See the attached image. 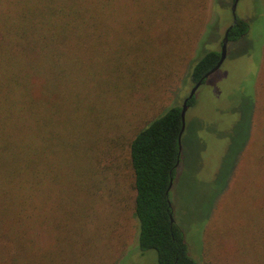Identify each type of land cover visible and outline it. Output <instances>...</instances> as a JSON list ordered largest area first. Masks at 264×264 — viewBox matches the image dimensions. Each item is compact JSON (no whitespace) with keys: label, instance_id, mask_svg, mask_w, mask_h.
<instances>
[{"label":"rangeland","instance_id":"rangeland-1","mask_svg":"<svg viewBox=\"0 0 264 264\" xmlns=\"http://www.w3.org/2000/svg\"><path fill=\"white\" fill-rule=\"evenodd\" d=\"M113 2L101 12L116 23L93 29L65 84L77 99L52 113L56 136L39 172L45 181L19 189L20 201H29L19 206L25 224L15 241L1 240L0 264H157L156 250L138 245L130 143L182 105L194 85L191 64L221 51L234 0H204L202 18L192 14L187 26L166 18L159 0ZM237 15L251 28L229 42L222 66L196 91L170 191L199 264H255L261 254L251 228L264 224V0H239Z\"/></svg>","mask_w":264,"mask_h":264},{"label":"trees","instance_id":"trees-1","mask_svg":"<svg viewBox=\"0 0 264 264\" xmlns=\"http://www.w3.org/2000/svg\"><path fill=\"white\" fill-rule=\"evenodd\" d=\"M201 2L159 0L158 6L164 7L166 18H177L187 26L192 14L202 18ZM113 7V0H0V244L6 236L15 241L17 230L25 224L19 206L26 210L29 201L25 196L20 201L19 189L45 181L39 179V172L46 169L45 157L56 136L52 113L65 112L61 104L71 98L65 84L82 58L84 43L95 36L93 29L102 22L116 23V18L101 12ZM250 28L249 21L239 18L230 30V41L241 40ZM96 39L103 37L96 35ZM220 53L210 50L196 58L187 76L191 82L195 84L212 69ZM194 99L188 101L190 106ZM256 109L254 126L261 120ZM181 110L182 105L169 107L130 143L138 245L142 251L156 250L157 264H199L190 253L184 230L172 221L173 205L167 194L182 160ZM261 128L256 133L254 127L256 139ZM260 173L264 184V172ZM260 210L264 214V199ZM251 230L261 249L252 261L264 264V224Z\"/></svg>","mask_w":264,"mask_h":264},{"label":"water","instance_id":"water-1","mask_svg":"<svg viewBox=\"0 0 264 264\" xmlns=\"http://www.w3.org/2000/svg\"><path fill=\"white\" fill-rule=\"evenodd\" d=\"M238 2H239V0H234V3L232 4V7H231L232 16H233V22L225 30V33H224V36H223V39H222V46H221V51H220L221 53H220L219 61L217 62V64L212 69H210L199 81H197L193 85V87L191 88L189 94L186 96V98L183 101L182 110H181L182 128H181V131H180V134H179V148H180V152H182V137H183V134H184L185 129H186V114H187V111H188V109L190 107V104L188 103V101L195 96L196 91L203 84V81L205 79H208V77L210 75H212L214 72H216L222 66L224 61L226 60V58H227V48H228V44L230 42L229 33H230L231 28L238 22V19H239L238 15H237ZM179 164H180V156L178 158L177 165H179ZM172 186H173V180L171 181V184H170V187H169V189L167 191V194L170 193V190H171ZM174 220H175V218L172 215V221H174Z\"/></svg>","mask_w":264,"mask_h":264},{"label":"flooded vegetation","instance_id":"flooded-vegetation-1","mask_svg":"<svg viewBox=\"0 0 264 264\" xmlns=\"http://www.w3.org/2000/svg\"><path fill=\"white\" fill-rule=\"evenodd\" d=\"M185 98H186V97H185ZM185 98H184V99H185Z\"/></svg>","mask_w":264,"mask_h":264}]
</instances>
